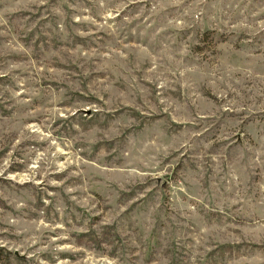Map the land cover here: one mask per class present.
I'll return each instance as SVG.
<instances>
[{
    "label": "rangeland",
    "instance_id": "obj_1",
    "mask_svg": "<svg viewBox=\"0 0 264 264\" xmlns=\"http://www.w3.org/2000/svg\"><path fill=\"white\" fill-rule=\"evenodd\" d=\"M0 264H264V0H0Z\"/></svg>",
    "mask_w": 264,
    "mask_h": 264
}]
</instances>
